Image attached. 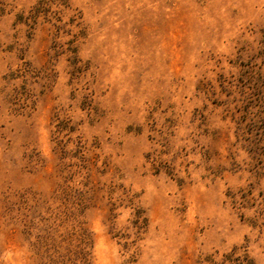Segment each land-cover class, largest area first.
Returning <instances> with one entry per match:
<instances>
[{"label": "rangeland", "instance_id": "rangeland-1", "mask_svg": "<svg viewBox=\"0 0 264 264\" xmlns=\"http://www.w3.org/2000/svg\"><path fill=\"white\" fill-rule=\"evenodd\" d=\"M233 250L264 264V0H0V264Z\"/></svg>", "mask_w": 264, "mask_h": 264}, {"label": "trees", "instance_id": "trees-1", "mask_svg": "<svg viewBox=\"0 0 264 264\" xmlns=\"http://www.w3.org/2000/svg\"><path fill=\"white\" fill-rule=\"evenodd\" d=\"M86 243V242H85ZM236 254V250H233L232 253L226 254L224 256L225 258V262L229 261V262H234L238 261L239 264H254L253 261L251 260V258H249L247 253L241 254V255H237ZM82 257L84 261H87V256L89 255L85 250L82 252ZM208 260V259H207ZM208 261L213 262V259H209ZM237 263V262H236Z\"/></svg>", "mask_w": 264, "mask_h": 264}]
</instances>
